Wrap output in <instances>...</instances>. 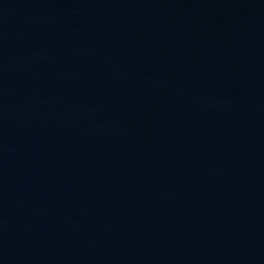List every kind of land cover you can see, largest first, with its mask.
<instances>
[{"label": "water", "instance_id": "1", "mask_svg": "<svg viewBox=\"0 0 264 264\" xmlns=\"http://www.w3.org/2000/svg\"><path fill=\"white\" fill-rule=\"evenodd\" d=\"M0 264H264V0H0Z\"/></svg>", "mask_w": 264, "mask_h": 264}]
</instances>
